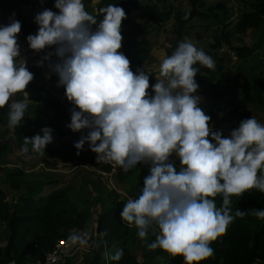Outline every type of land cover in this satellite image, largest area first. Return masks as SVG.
Segmentation results:
<instances>
[{
	"label": "clouds",
	"instance_id": "9594fccd",
	"mask_svg": "<svg viewBox=\"0 0 264 264\" xmlns=\"http://www.w3.org/2000/svg\"><path fill=\"white\" fill-rule=\"evenodd\" d=\"M53 7L57 11L44 8L34 15L38 28L26 42L34 53L43 52L37 66H46V79L57 76L56 86L63 87L72 105L66 127L82 133L73 143L75 154L87 144L99 163L123 171L148 165L139 194L119 213L122 221L135 227L141 240L151 231L155 239L147 244L149 250L181 255L184 264L212 257L210 244L234 218L245 215L240 209L233 212L231 197L250 189L264 193V124L252 116L227 136L213 130L211 117L199 106L198 69L193 66L214 70L216 65L192 42H179L163 58L159 78L150 85V75L140 67L134 72L118 51L126 19L122 7L99 9L102 18L89 13L84 0H54ZM8 19L0 24V109L8 106L7 127L15 129L27 111L25 89L34 74L21 55V22L14 12ZM18 93L23 99H13ZM53 131L44 126L25 136L21 154H28L31 145L32 153L44 156ZM217 196L222 198L219 206ZM254 215L264 220V209ZM67 239L70 245L86 246L89 237L73 232ZM123 255L119 248L110 256L105 253L111 261Z\"/></svg>",
	"mask_w": 264,
	"mask_h": 264
},
{
	"label": "trees",
	"instance_id": "16d2710c",
	"mask_svg": "<svg viewBox=\"0 0 264 264\" xmlns=\"http://www.w3.org/2000/svg\"><path fill=\"white\" fill-rule=\"evenodd\" d=\"M90 1L84 0L85 8ZM189 3L190 8L183 9L178 0H159L157 3L148 0H98L97 13L94 15L102 18L99 9L109 4H117L125 10L126 19L122 20L121 33L124 39L122 48L118 51L129 59L133 71L146 63L152 54L148 42L133 38L134 33H139L142 29L135 22L136 19L142 18L144 24L173 20L178 39L183 37L187 24L193 19H205L212 25L221 24L223 29L218 34H213L206 49L201 48L215 61V69H208L199 63L193 67L198 69L195 80L205 99L199 106L211 117L213 130H222L223 135L227 136L241 120L251 118L234 94L233 89L238 80L251 78L246 96L255 107L264 112V58L259 57V48L264 51V34H261L264 31V0H243L246 8L236 16L232 33L228 31L229 14L225 5H208L204 0H189ZM53 4L54 0H0V19L8 20L13 12L16 14L19 6L30 5L34 10L40 7L57 11ZM133 11L137 12L133 14ZM34 15L29 11L23 20L17 19L21 22L18 34L21 38L26 39L28 34H32ZM248 29L253 30L259 40L253 45H233L231 39L234 34L244 33ZM179 42L181 41H175L166 49V56L173 53ZM226 45L236 56L238 66L234 69L224 68L222 58L217 54ZM256 51L259 64L248 66ZM27 67L34 74V79L25 89L29 98L27 111L21 125L9 129L8 106L0 109V126L4 128L0 136L4 137L12 131L16 145L21 148L25 136L32 137L42 127L48 126L54 130V140L46 146L44 156L34 153L35 155L43 159L54 158L67 165L87 164L95 169L108 171V165L94 161L93 152L87 150V144L79 156L75 154L73 143L82 133L72 132L66 127L70 116L65 118L63 112H70L72 105L65 99L63 87L62 97L56 96L42 84L41 68ZM147 74L150 75L149 84L155 83V74ZM15 98L23 99V94L18 93ZM83 134H86L85 131ZM29 149L31 151V145ZM5 150H10V146H1L0 155ZM0 169L5 173L0 185L6 184L11 192L20 193L18 196L13 193L9 198L0 186V264H41L59 239L88 227L94 217L97 238L80 264H184L181 255L172 257L161 249L149 250L147 244L155 239L151 231L146 240H141L137 229L128 227L120 218L119 213L127 200L139 194L143 177L148 174V165L138 164L128 171L121 169L117 173L116 182L125 185V195L101 181L92 184L83 181L81 185L74 186L61 182L58 175L53 173L27 174L17 167L10 169L1 165ZM93 191L98 194L95 196ZM221 200L220 196L216 197L217 206ZM231 200L233 212L240 209L245 215L233 219L226 233L210 244L214 255L199 264H264V220L254 215L257 209H264V193L250 189L240 197H231ZM118 248L124 250L120 261H111L105 257V253L110 256ZM137 248L143 250L142 259L135 255L134 250ZM63 264L77 263L68 258Z\"/></svg>",
	"mask_w": 264,
	"mask_h": 264
},
{
	"label": "rangeland",
	"instance_id": "374dc122",
	"mask_svg": "<svg viewBox=\"0 0 264 264\" xmlns=\"http://www.w3.org/2000/svg\"><path fill=\"white\" fill-rule=\"evenodd\" d=\"M153 1L154 3L159 2V0H148ZM162 1V0H161ZM206 4L208 5H214V4H223L227 7V11L229 14V19L227 21L228 25V31L232 33V27L234 25V20L238 14H240L241 10H244L245 5L243 4V0H204ZM171 2V0H170ZM179 5L184 9L190 8L189 0H178ZM29 6L27 7H20L18 9L19 14H25L29 10ZM230 11V13H229ZM34 14L36 12L33 10L31 11ZM137 11H133V14H135ZM220 13V12H219ZM132 14V13H131ZM221 14V13H220ZM135 22L137 24L141 25V30L139 33H134V39L146 41L151 46L152 54L149 60L144 63L140 68H143V70L146 73H154L156 78H159V65L163 58L166 56V49L173 45L175 41H184L188 40L192 42L198 49L201 48H207L209 43L212 41L211 38L213 34L219 33V31L222 28L221 24H215L211 22L206 21L205 19H193L190 21L185 29V33L183 37L177 38L175 34V27H174V21L169 20L167 22L163 23H143V19L139 18L136 19ZM230 23V25H229ZM225 28V27H224ZM261 34H264V31L261 32ZM257 34L253 32V30L248 29L246 32L241 34H234L231 41L233 45L236 44H249L253 45L258 41ZM261 51H259V57L264 58V51H262V48L260 47ZM258 49V50H259ZM221 58L222 62L224 64V68H232L234 69L237 64L236 56L233 54V51L230 47L227 45L224 46L221 50L217 53ZM256 54H258V51L255 52L254 55L250 58V62L248 66H256L259 64V61L256 58ZM249 68V67H248ZM136 70V69H135ZM264 71V66H263ZM135 72V71H134ZM247 76H249L247 74ZM246 77V75H245ZM251 83V78L248 77V79L244 80L240 79L238 80V83L234 87V94L237 95L238 103L241 104L242 108H244L247 112H249L250 117H255L260 123L264 124V112L259 110L257 107H255L250 100L247 98V90H248V84ZM227 87H229L227 84H225ZM233 86V84H231ZM227 90V89H226ZM196 95H199L201 99H203V92L201 88L199 87L197 90ZM226 98H229V95H226ZM13 99H16L13 97ZM205 100V99H204ZM63 115L65 118H68L70 116L69 111H64ZM4 128L0 126V132ZM5 144L10 146V150H5L0 155V165L5 166L6 168H14L17 167L21 169L24 173H41V172H47V173H53L58 175V179L63 183H70L74 186H79L82 184L83 181L90 182L89 184L95 183L96 181H101L102 184L109 185L111 187H114L119 193L122 195H125V185L120 184L116 182L115 177L112 179H109L107 175L102 174V172L98 169H95L92 166H89L87 164H63L61 161L54 159V158H46L43 159L31 151H29L28 154H21L20 147H18L15 143V137L12 134V131L4 137L0 136V147L4 146ZM5 175L4 171L2 172L0 169V181H2L3 176ZM1 183V182H0ZM5 192L7 193V196L11 198L14 194L18 196L20 193L17 192H11L9 190V187L6 184L0 185ZM14 193V194H13ZM93 194L96 196L98 193L96 191H93ZM95 221L96 218H92L91 223L88 225V227L84 229H80L86 233H88V243L86 246H79V245H68L66 246L64 252H63V258L62 263L65 262L68 258L72 259L75 263L80 264L83 261V256L85 253H87V250L90 248V246L95 242L97 235L95 232ZM78 230L74 231L77 232ZM3 245L5 243H2ZM142 248H137L134 250L135 255L142 259Z\"/></svg>",
	"mask_w": 264,
	"mask_h": 264
},
{
	"label": "built area",
	"instance_id": "2783aa9c",
	"mask_svg": "<svg viewBox=\"0 0 264 264\" xmlns=\"http://www.w3.org/2000/svg\"><path fill=\"white\" fill-rule=\"evenodd\" d=\"M7 23H8V21L0 19V24H7ZM18 38H19L18 42L21 45V55L27 60V66L37 67L36 62L41 58V56L43 55V52L34 53L32 50H30L27 47L26 39L21 38L19 35H18ZM93 155H94V157H93L94 161L96 163L108 165L110 167V169L108 171H105V170L101 171L102 174L107 175L109 177V179L114 178L117 175V173L121 170L119 167H117L113 164L97 162L95 159L96 154L93 153ZM77 232H84V231L79 229ZM67 238L59 239L57 241V243L55 244L54 248L45 255L44 260L42 261L41 264H61L63 262L62 261L63 252L69 243Z\"/></svg>",
	"mask_w": 264,
	"mask_h": 264
},
{
	"label": "crops",
	"instance_id": "0c3cea01",
	"mask_svg": "<svg viewBox=\"0 0 264 264\" xmlns=\"http://www.w3.org/2000/svg\"><path fill=\"white\" fill-rule=\"evenodd\" d=\"M97 1L98 0H91L88 4H86V10L89 13H91V14L97 13V9H96ZM27 6H29V9H30V10L28 9L29 11L34 10L30 5H27ZM27 6H19L18 9H20V7H27ZM18 9H17L16 14H15V19L21 18L23 20L29 11L26 12L25 14H19ZM40 68H41V82L45 86V88L51 90L56 96L62 97V87L56 86L57 79H58L57 76L52 75L51 79H46V77H45V74L47 72L46 66L40 67ZM201 101H204V97H203V99H201Z\"/></svg>",
	"mask_w": 264,
	"mask_h": 264
},
{
	"label": "water",
	"instance_id": "95a60500",
	"mask_svg": "<svg viewBox=\"0 0 264 264\" xmlns=\"http://www.w3.org/2000/svg\"><path fill=\"white\" fill-rule=\"evenodd\" d=\"M42 10H43L42 8L38 7V8H36V13L41 12ZM37 28H38V26L35 24V26H34V28L32 30V34L36 33Z\"/></svg>",
	"mask_w": 264,
	"mask_h": 264
}]
</instances>
